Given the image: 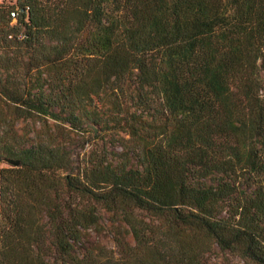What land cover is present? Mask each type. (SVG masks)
<instances>
[{"label": "trees", "instance_id": "trees-1", "mask_svg": "<svg viewBox=\"0 0 264 264\" xmlns=\"http://www.w3.org/2000/svg\"><path fill=\"white\" fill-rule=\"evenodd\" d=\"M0 162V264H264V0L1 2Z\"/></svg>", "mask_w": 264, "mask_h": 264}, {"label": "rangeland", "instance_id": "rangeland-1", "mask_svg": "<svg viewBox=\"0 0 264 264\" xmlns=\"http://www.w3.org/2000/svg\"><path fill=\"white\" fill-rule=\"evenodd\" d=\"M1 2L6 5H12L15 3V0H0V3ZM16 129L18 135L20 136L31 132L28 138L35 140L32 132H37L39 130V122L31 120L20 121L17 123ZM58 140L72 153V173L74 174L82 170L85 165L93 161L95 158L99 160L108 156L109 152L112 150V146L110 144H105L89 131H71L70 133L63 131L62 138L60 137ZM6 167L7 165L5 163L0 162V169ZM100 214V225L96 227L94 233H91L92 241L95 244L98 243L100 246H104L109 251H114L116 249L114 236L118 232H124V229H122V226L120 225L121 223L113 221L111 214L104 211H100ZM223 257L224 256L222 254L218 255L219 259H222ZM227 257L232 262L241 264L237 258L231 256Z\"/></svg>", "mask_w": 264, "mask_h": 264}, {"label": "water", "instance_id": "water-1", "mask_svg": "<svg viewBox=\"0 0 264 264\" xmlns=\"http://www.w3.org/2000/svg\"><path fill=\"white\" fill-rule=\"evenodd\" d=\"M4 162L9 164V165H13L15 167H17L19 165V163L17 161H12V160H8V159H5Z\"/></svg>", "mask_w": 264, "mask_h": 264}, {"label": "built area", "instance_id": "built-area-1", "mask_svg": "<svg viewBox=\"0 0 264 264\" xmlns=\"http://www.w3.org/2000/svg\"><path fill=\"white\" fill-rule=\"evenodd\" d=\"M10 16H11V18H15V17H16V13H15V12H12V13L10 14Z\"/></svg>", "mask_w": 264, "mask_h": 264}]
</instances>
